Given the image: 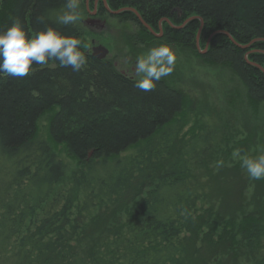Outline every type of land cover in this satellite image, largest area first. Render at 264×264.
<instances>
[{"label": "trees", "instance_id": "16d2710c", "mask_svg": "<svg viewBox=\"0 0 264 264\" xmlns=\"http://www.w3.org/2000/svg\"><path fill=\"white\" fill-rule=\"evenodd\" d=\"M106 2L162 29L121 14L139 26L127 47L188 51L236 77L243 105L174 74L141 91L56 22L65 0H1L0 31L54 27L85 41L87 62L0 76V264H264V179L234 155L264 153V0Z\"/></svg>", "mask_w": 264, "mask_h": 264}, {"label": "clouds", "instance_id": "9594fccd", "mask_svg": "<svg viewBox=\"0 0 264 264\" xmlns=\"http://www.w3.org/2000/svg\"><path fill=\"white\" fill-rule=\"evenodd\" d=\"M79 8L80 0H65L64 11L57 16L56 22L63 26L76 24L80 16ZM83 47H87L83 39L65 35L54 27L39 30L33 35L31 29L15 19L9 27L0 31V76L23 78L33 70L34 64L44 65L50 60L78 72L87 62V54L81 50ZM91 51L89 48L88 54ZM176 61L177 53L171 45L161 44L149 49L146 55L137 57L134 72L141 78L136 81L135 87L144 92L152 91L156 82L171 75ZM234 155L240 159L250 179H264V153L250 157L241 156L236 150ZM222 164L218 161L217 167Z\"/></svg>", "mask_w": 264, "mask_h": 264}, {"label": "rangeland", "instance_id": "374dc122", "mask_svg": "<svg viewBox=\"0 0 264 264\" xmlns=\"http://www.w3.org/2000/svg\"><path fill=\"white\" fill-rule=\"evenodd\" d=\"M101 1H104L103 5L105 8H109L106 0H80V16L79 21L75 25L81 27L84 31V34L87 37V42L90 44L88 49H92L93 46L106 47L110 52L108 59L116 65L118 70L124 72L128 77L138 80L141 77L136 76L134 72V66L137 57L146 55L148 50L153 47L146 48L145 45L143 47H140V45H135V48L133 49L127 47V36L137 32L139 26L132 20L122 19L121 15L110 14L107 11V8L106 12H104L101 9ZM95 3L96 9L94 10ZM98 10V17L105 21L104 28H99L96 25H90L88 23L89 20L94 19L93 16ZM202 29L203 27L201 26L197 35V46L199 51L198 53L203 55L207 52L208 45L206 48H204L199 44ZM162 36L163 32L161 29L160 34H157L156 37L161 38ZM93 41L95 42V45L92 44ZM175 51L177 53V61L174 70L171 73L172 75L185 76L184 78L187 84L190 82L188 80L193 78L196 82H203V84L206 83L208 86L205 88L207 90V94L210 95L211 102L217 100L222 102V104L225 102L228 103V100L225 99H228L230 95L231 100L236 99V102L240 107L243 105V101L245 100L246 96V90L245 87L239 83L240 81L236 77L227 74L224 75V73L218 71L217 68L204 65L199 59H197L188 51L179 49H176ZM228 82H232V84H228ZM223 90L226 91L227 98L223 96ZM261 113L263 115L264 112L262 111ZM244 114L248 115V112H245ZM103 121L104 122L98 124L99 131L101 133H104L103 129L105 124L110 125L112 123L108 120V117ZM258 123L261 124L262 119L259 120ZM258 153L261 154L260 149ZM91 157L92 155L89 158Z\"/></svg>", "mask_w": 264, "mask_h": 264}, {"label": "water", "instance_id": "95a60500", "mask_svg": "<svg viewBox=\"0 0 264 264\" xmlns=\"http://www.w3.org/2000/svg\"><path fill=\"white\" fill-rule=\"evenodd\" d=\"M107 8V11L110 13V14H113V15H121V14H123V13H126V12H132V13H134L137 17H138V19L140 20V22L147 28V30H149L152 34H154L155 35V33L153 32V30L142 20V18L140 17V15L137 13V11H135V10H132V9H123V10H119V11H117V12H113V11H111L108 7H106ZM167 22H169V21H167ZM190 21H187L186 23H185V25L187 24V23H189ZM202 27H203V25H202ZM182 28V27H181ZM181 28H176V29H181ZM225 35H227V34H225ZM246 48H248V47H243V49H246ZM91 53H92V56L94 57V58H96V59H98V60H100V61H103V60H106V59H108V56H109V54H110V52H109V50L106 48V47H104V46H94L93 48H92V51H91ZM263 73H264V70L261 68V67H259V66H257ZM122 74H125L124 72H122Z\"/></svg>", "mask_w": 264, "mask_h": 264}, {"label": "flooded vegetation", "instance_id": "af4514ba", "mask_svg": "<svg viewBox=\"0 0 264 264\" xmlns=\"http://www.w3.org/2000/svg\"><path fill=\"white\" fill-rule=\"evenodd\" d=\"M103 3H104V1H102ZM94 10L96 9V3H95V5H94ZM104 8H105V6H104ZM106 9V8H105ZM98 14H99V10L97 11V13L96 14H94V16H93V20H89V24L90 25H96L97 27H99V28H104V23H105V21H103L101 18H99L98 17ZM92 44L93 45H95V42L93 41L92 42ZM94 47V46H93ZM92 47V48H93Z\"/></svg>", "mask_w": 264, "mask_h": 264}, {"label": "bare ground", "instance_id": "6f19581e", "mask_svg": "<svg viewBox=\"0 0 264 264\" xmlns=\"http://www.w3.org/2000/svg\"><path fill=\"white\" fill-rule=\"evenodd\" d=\"M111 10V9H110ZM189 21V20H188ZM154 32V31H153ZM155 33V32H154ZM154 35V34H153ZM155 37L157 36V34L155 33L154 35ZM262 68V67H261ZM263 69V68H262ZM92 155V153L89 155V157Z\"/></svg>", "mask_w": 264, "mask_h": 264}]
</instances>
